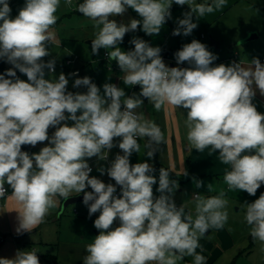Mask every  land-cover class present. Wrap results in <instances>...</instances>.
Masks as SVG:
<instances>
[{
  "label": "clouds",
  "instance_id": "1",
  "mask_svg": "<svg viewBox=\"0 0 264 264\" xmlns=\"http://www.w3.org/2000/svg\"><path fill=\"white\" fill-rule=\"evenodd\" d=\"M65 2L71 5L72 0ZM173 4L187 5L190 11L177 20L172 35L188 36L198 27L194 16L198 21L222 9L226 0H212L211 4L195 0H83L78 4L76 10L98 29L91 41L92 54L112 49L108 58L124 73V85H139V94L126 96L123 88L111 83L103 85L101 94L87 76L73 84L86 86L83 94L67 91L69 81L64 73L55 80L45 79L46 68L54 71L55 60L45 63L42 58L49 55L46 45L54 39L50 28L57 22L60 0H25L14 19L9 0H0V58L14 66L0 74V198L7 192L5 184L9 185L20 206L18 235L44 222L50 209L57 206L56 196L66 201L71 193L83 192L89 216L100 212L94 221L99 235L86 246L83 264H178L186 256L194 258L193 264H205L206 258L196 250L209 229H221L227 222L226 193L221 190L207 198L195 193L193 218L183 205L176 206L173 194L179 185L169 178L168 170L160 168V195L154 197L157 179L153 166L130 163L131 155L140 152L139 138H147L149 159L156 151L154 146L164 142L160 127L137 111L144 103L141 97L157 111L164 105L187 109L189 150L202 152L210 146L218 151L221 163L231 168L223 178L228 190L256 195L264 183V114L252 102L257 90L264 96V64L259 58L247 66L242 62L212 66L217 56L194 39L174 54L178 65H189L181 68L167 66L161 49L138 37L130 41L133 50L118 47L126 33L138 28L146 35H158L171 19ZM129 8L141 19H130L127 24L110 19L123 16ZM14 69L25 74L27 82L19 79ZM69 120L71 126L66 123ZM50 127L55 128L51 136ZM114 138H121L118 147L123 154L98 171L102 175L106 171L115 185L90 177L92 169L87 162L92 157L107 160L109 151L117 146ZM45 141L51 146L38 154L22 151V145L35 147ZM116 185L120 197L114 195ZM202 185L195 180L197 188ZM87 187L92 191H85ZM208 190L212 191V184ZM244 206L250 235L264 252V193ZM117 219L119 226L109 230ZM0 264L40 261L33 249L17 251L12 259L0 258Z\"/></svg>",
  "mask_w": 264,
  "mask_h": 264
},
{
  "label": "rangeland",
  "instance_id": "2",
  "mask_svg": "<svg viewBox=\"0 0 264 264\" xmlns=\"http://www.w3.org/2000/svg\"><path fill=\"white\" fill-rule=\"evenodd\" d=\"M13 2V3H12ZM83 0H72L71 5L67 4L65 0H60V5L55 15L57 16V22L50 28V31L54 35V39L46 45L49 55L42 58L45 63L50 60H55L54 71L50 72L47 68L45 71V79H58L61 73H64L69 83L67 85V91L73 93H86L87 87H73L74 81L77 78H83L85 76L90 77L91 81L97 85L103 94V85L105 83H111L117 85L118 78L122 77L121 69L119 68L115 60L105 59V54H108L112 49H100L98 54H92L91 41L95 38V33L98 31L94 27V21L83 16L76 9L79 3ZM196 3L211 4L212 0H195ZM12 4V5H11ZM25 0H10L9 5L12 8L10 14L12 18L18 15L19 10L24 6ZM190 11L187 5L179 6L176 4L172 5L171 8V20L177 23V20L183 15V13ZM214 14H207L205 17L200 18L198 21L193 18V22L198 24V27L188 35L181 36L176 39L173 37L174 46L180 44L182 47L185 44L191 43L192 40H198L201 42L202 35L207 39L203 43L207 50L212 52L217 59L213 64H225L222 59L227 58L234 62V55L239 54L243 56L248 54L253 58L264 57V0H238L229 9L223 13L213 16ZM208 17H211V20ZM183 18V17H182ZM208 18L209 20H207ZM115 19L118 24H127L130 19H141L139 15L131 8H129L123 16L110 17ZM168 28H161L158 35H146L142 30L128 32L124 37L129 36L130 39L138 37L143 39L152 45V47H159L160 49L165 46L164 42L168 35ZM253 33L258 36L256 40H251L245 44L240 43L242 40L247 38L248 34ZM243 35L245 37H243ZM221 36L224 40L223 49L209 48L210 38L217 41L215 37ZM227 45V46H226ZM123 51L124 48L121 43L118 45ZM69 61H75L76 63L68 65ZM8 69L14 66L7 63ZM76 70L80 71V76L71 75ZM16 71V69H14ZM19 79L27 82V76H17ZM80 113L78 112L77 115ZM67 115V113H66ZM64 122H62L63 124ZM70 126L72 121H66ZM55 131V128L50 127L48 130L49 136ZM30 146V145H29ZM45 146H51L47 141L38 143L35 147L30 146L33 153H39L40 150ZM115 159L113 155L108 154L107 160L104 162L111 166V162ZM93 170L94 167L89 164ZM217 166V167H216ZM187 175L181 176V181L176 180L179 187L173 194V199L176 206L185 207V213L192 212L193 218H195V205L193 202V195L195 193L201 194L205 198L210 196H216L221 190L226 195L225 198L228 200L226 211L228 212V220L222 229H215L213 233L207 237H201L200 242L209 244L215 249L220 247L222 236L226 237V234L231 238L234 243V247L224 252L223 257L220 258L215 264H264V252L261 251V243L254 241L250 235V226L246 223L244 217L246 214V208L244 204L252 203L259 196L264 193V183L261 184L257 190L255 196L249 195L246 191L233 190L229 191L228 186L224 182V175L227 171H230V165L221 163L219 158L218 165L212 167L213 173L210 176H201L199 178L192 177L190 173V167L187 164ZM198 169L199 168H195ZM217 170V171H216ZM156 177V174L153 173ZM204 175V174H203ZM218 175V176H216ZM170 178V177H169ZM171 180H174L170 178ZM195 180H200L203 185L199 188L195 186ZM212 184V191L209 192L208 185ZM158 188L157 183L153 185V190ZM119 192L121 193L120 186ZM50 213H53L54 209H50ZM56 211V210H55ZM100 212L94 213L91 217L89 216L88 207L84 203H78L71 205L67 208L64 215L60 216V219L56 223L48 225L46 229L51 237L53 236H64L66 238H74V240H83L84 242L93 241L96 237L94 227V221L98 218ZM119 226V225H118ZM115 228L114 225L111 226ZM213 230V229H212ZM227 236V237H228ZM211 247V248H212ZM35 250L39 260L42 259L43 255H46L43 246H32L27 244H14L11 243L9 237H4L0 234V258L12 259L15 257L17 251ZM196 250L198 254H207L208 256L212 252L205 246ZM186 258L193 264V257L186 256Z\"/></svg>",
  "mask_w": 264,
  "mask_h": 264
},
{
  "label": "crops",
  "instance_id": "3",
  "mask_svg": "<svg viewBox=\"0 0 264 264\" xmlns=\"http://www.w3.org/2000/svg\"><path fill=\"white\" fill-rule=\"evenodd\" d=\"M237 2L238 0H226V5L222 9L216 10L211 14H214L213 16L221 14L225 10L233 6L235 3L237 4ZM206 15L207 14H205V16ZM182 17L183 15L179 19H182ZM208 18L211 19V17ZM208 18L206 19L209 20ZM163 27L168 28L169 32L164 42L165 46L162 47L161 50H166L168 52H171L169 53V55L174 56V54L178 51V49L182 48L180 44L174 46V41L172 40L173 37L178 39L181 36V35L179 36L172 35L173 30L177 27V23H175L171 19H168L167 23H165ZM203 36L204 35H202L201 42L204 43L207 38ZM149 37L151 38L152 35ZM243 37L245 36L243 35ZM257 38L258 36L255 35L253 40H256ZM215 39L218 40L219 49L222 50L223 49L222 45L224 43L223 38L221 36H217V38L215 37ZM209 45H210V41H209ZM150 46L152 45L150 44ZM235 57L237 63L242 62V64H244L245 66H247V64L253 59V57L248 54H244L243 56H240V52L239 54L236 53V55H234V58ZM261 59L259 58L260 61ZM220 61H224L225 65L232 64V61L227 60V58L222 59ZM165 64L169 67H172V65L173 67H179L177 63L173 64L171 61H166ZM121 74L122 77L118 78L116 84L118 87L124 89L126 96H131L133 93L139 94L140 87L135 88L133 86L128 87L124 85L122 80L124 73L121 72ZM141 99L144 101V103L140 109H137V111L144 113L145 117H146V112L149 114V118L146 117V119H151L155 124H157L160 127L162 133L164 134V142L161 143L160 145L154 146L156 151L154 153L153 158L149 159L146 155L147 149L145 148V144L147 143V138H139L138 143L140 144V152L139 153L134 152L131 155L130 163L131 164H135L138 162L150 163L155 169L154 174L158 176L157 177L158 180H159V169L164 168L166 170H169L173 174V175L169 174L170 178L174 179L175 181L179 180L182 182L181 177H179V175L185 176L183 175L184 171L188 173L186 168L187 164L190 167V173L192 177L199 178L201 176H210L209 174L214 172L212 170V167L218 165L219 163V152L213 151L210 146L208 148H205L202 152H197L195 149L189 150L188 141H187L188 129L185 126L188 110L183 108L173 107L170 105H164L159 111H157L154 108L153 104L149 102L147 98L141 97ZM252 102L256 105L257 111L260 112L261 114H264V96H261L258 90ZM120 139L121 138L114 139V144H116L117 146L113 147L108 154L111 153V155H113L114 157L117 154L120 155L123 154L118 147V143ZM31 154H33V150ZM87 162L88 164H91L94 167V172L92 176L102 180L105 184L111 183L115 185V181L112 180L107 175L106 171L103 175L98 171L99 168L107 169L108 167H110L104 162V160H99L98 157H92L90 159H87ZM157 165L160 167L159 169H157ZM196 167L199 168V170L195 169ZM5 185L10 188L9 185L7 184ZM116 189H117L116 192H119L118 185H116ZM85 191H92V189L90 187H87ZM11 193H12V189H11ZM11 193L5 198L3 202L0 203V234H3L4 237L8 236L11 243L14 244L21 245L23 243L32 246H39V245L43 246L46 255H43L42 259L39 260L40 264H49L46 261L48 258L50 259L57 258V262H58L57 264H83V259L88 254L86 252V246L90 243H93V241L92 242L91 241L84 242L83 240L78 241V240H74V238L70 239L64 236L51 237L50 234L46 232V230L47 231L49 230L46 229V227L48 225H51L52 223H56L60 219V216L64 215V213L66 212L67 209L63 212V214L60 215L64 198L60 196H56L55 200L57 202V206L53 208L54 209L53 213H50L51 211H49L48 215L44 219V222L38 225L31 232H25L18 235L16 233V228L18 226L17 211L19 210L20 206L12 197ZM77 195L79 194L73 192L71 193L70 197H74ZM153 195L154 197H159L160 193L157 190H153ZM113 225L115 227H118L119 220L117 219L116 221H114ZM212 229H211V233L215 231V228ZM95 234L96 236H98L99 230H95ZM227 236H228L227 234L226 237L221 235L222 237L221 241L218 240L221 246L216 247L215 249H213V247L207 243H205L204 245V243L200 242L199 240L200 247L205 246L207 249L209 248V250L212 252V255L210 254L209 256L207 254L205 255L202 254L206 258L205 264H215L220 258L223 257L224 252H227L234 247L233 245L234 243L232 242L231 238ZM199 248H197V251L200 250ZM178 264H191V262L186 257H184V259L178 262Z\"/></svg>",
  "mask_w": 264,
  "mask_h": 264
},
{
  "label": "trees",
  "instance_id": "4",
  "mask_svg": "<svg viewBox=\"0 0 264 264\" xmlns=\"http://www.w3.org/2000/svg\"><path fill=\"white\" fill-rule=\"evenodd\" d=\"M166 23H167V21H166ZM131 40L132 39H130L129 36H126V37L123 38V42L121 43V45L123 46V48H124L125 51H130V50H133L134 49V45H132L130 43ZM169 53H171V52H169ZM7 63L8 62L6 61V59L0 58V74H5L6 71L8 70ZM21 75H24V74L20 73L19 70L16 69V76H21ZM5 78L14 79L12 77H7V76ZM22 151H26L29 154H31L32 148L29 145H22ZM159 168L160 167L157 165V169H159ZM169 174L170 175H173L170 171H169ZM46 261L49 264H57L58 263L57 262V258H54V259L48 258Z\"/></svg>",
  "mask_w": 264,
  "mask_h": 264
},
{
  "label": "built area",
  "instance_id": "5",
  "mask_svg": "<svg viewBox=\"0 0 264 264\" xmlns=\"http://www.w3.org/2000/svg\"><path fill=\"white\" fill-rule=\"evenodd\" d=\"M203 37H204V36H203ZM181 49H182V48L178 49V51L181 50ZM160 54H161V57H162V59H163L164 62H166V61H171L173 64L177 63L175 57H174V56H170L168 51H166V50H161V53H160ZM105 59H109V58H108V54H105ZM234 60H235V62H236V57L234 58ZM260 62H261L262 64H264V58H262ZM74 63H76V62H75V61H69V62H68V65H71V64H74ZM217 65H219V64H215V65H212V66H217ZM178 66L181 67V68L189 67V65L187 64V62H185V63H183V64H179ZM51 72H53V71H51ZM120 72H122V71H120ZM73 73L76 74L75 76L80 75V71H79V70H75ZM116 86H117V85H116ZM117 87H118V86H117ZM133 87H135V88H139V85H135V86H133ZM114 139H115V138H114ZM89 166H90V165H89ZM90 167H91V166H90ZM91 169H92V171H91V173H90V177H92L93 172H94V170H93L92 167H91ZM5 188H6L7 192L5 193V196H4L3 198H0V203L3 202V201L5 200V198L11 193V189H10L9 187H7V186L5 185ZM114 195L117 196V197H120L121 193H120V192H116ZM109 230H114V229L111 227Z\"/></svg>",
  "mask_w": 264,
  "mask_h": 264
},
{
  "label": "water",
  "instance_id": "6",
  "mask_svg": "<svg viewBox=\"0 0 264 264\" xmlns=\"http://www.w3.org/2000/svg\"><path fill=\"white\" fill-rule=\"evenodd\" d=\"M254 37H255V35L248 34L247 38H245L244 40H242L240 43L245 44V43L253 40ZM209 47L219 50V43L217 41L213 40L212 38H210V45H209ZM172 67H173V65H172ZM146 117L149 118V114L147 112H146ZM83 195H84V193H81V194H79L77 196L68 198L66 201L64 200V202L62 203L60 215L63 214V212L69 206L74 205V204H78V203H83ZM210 233H211V229H209L206 232V234L204 235V237H207Z\"/></svg>",
  "mask_w": 264,
  "mask_h": 264
}]
</instances>
